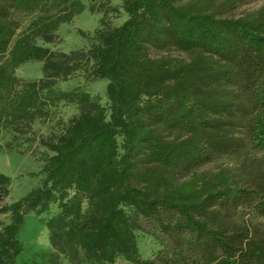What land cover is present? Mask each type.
<instances>
[{
	"label": "trees",
	"instance_id": "trees-1",
	"mask_svg": "<svg viewBox=\"0 0 264 264\" xmlns=\"http://www.w3.org/2000/svg\"><path fill=\"white\" fill-rule=\"evenodd\" d=\"M90 1L89 11L125 19L103 16L91 34L79 30L90 34L87 48L65 53L37 39L52 42L83 0H0V131L28 126L60 100L78 109L60 133L39 138L45 150L29 174L40 177L24 195L6 202L13 178L0 172V264H16L28 214L51 207L54 253L41 264L61 255L74 264H264V181L196 171L222 154L264 153V5L235 16L226 12L253 0ZM170 49L190 58L151 54ZM28 61L43 62L38 80L16 75ZM75 72L83 81L63 89L59 80ZM94 81L106 83L105 105L80 87ZM238 209L248 216L233 221ZM143 224L166 239L151 258L138 251Z\"/></svg>",
	"mask_w": 264,
	"mask_h": 264
},
{
	"label": "rangeland",
	"instance_id": "rangeland-1",
	"mask_svg": "<svg viewBox=\"0 0 264 264\" xmlns=\"http://www.w3.org/2000/svg\"><path fill=\"white\" fill-rule=\"evenodd\" d=\"M115 1V0H114ZM220 2L221 0H216ZM85 10L75 15L71 22L59 26L52 42L37 39L39 45L49 48L52 52L68 53L72 50L85 49L90 45L89 38L92 31L98 26L99 20L104 16L106 23L118 25L125 19L123 10L119 12H104V8L89 11L90 0H83ZM117 3V2H116ZM118 7V5L112 3ZM264 5V0H253L237 4L233 10L226 12L229 15H239L255 11ZM105 13V14H104ZM29 18L25 26L30 22ZM90 32L81 36L79 30ZM152 56H169L188 60L187 52L170 49L166 51H152ZM42 61H28L20 65L16 75L26 81L38 80L43 76ZM80 72H75L66 80H59L62 87L69 88L70 84L83 81ZM58 81V82H59ZM104 81L82 83L80 86L100 98L106 104ZM64 89V88H63ZM78 111L74 102L60 100L52 106H46L37 112L32 123L23 127H7L0 131V172L13 178L12 193L5 198L6 202L24 195L30 188L37 184V178L29 173L35 172L39 166L41 153L45 150L39 143L40 137L58 134L63 129L67 120ZM166 132V131H165ZM221 169L228 171L237 185L251 186L264 181V153L241 149L235 153L222 154L196 169L199 173L216 172ZM12 194V195H11ZM247 209H238L232 214L233 221H240L248 216ZM56 215V210L50 208L47 212L36 215L31 212L25 219L19 232V239L23 250L16 260V264H41V254L53 252L50 243V229L48 224ZM252 221L259 220L251 216ZM6 221V216L0 214V222ZM138 251L141 257L151 258L164 250L166 239L160 236L150 226L143 224V228L135 231ZM58 264H74L64 255L59 256ZM79 264H91L82 258ZM113 264H130L122 258H117Z\"/></svg>",
	"mask_w": 264,
	"mask_h": 264
},
{
	"label": "crops",
	"instance_id": "crops-1",
	"mask_svg": "<svg viewBox=\"0 0 264 264\" xmlns=\"http://www.w3.org/2000/svg\"><path fill=\"white\" fill-rule=\"evenodd\" d=\"M116 2H117V3H116ZM112 3H114V4H118V1H117V0H115V1L113 0ZM69 84H70L69 88H72L73 86H75V84H71V83H69ZM61 87H62V86H61ZM62 88H66V87H62ZM39 166H40V165H39ZM39 166H38L37 170L39 169ZM37 170H36V171H37ZM36 177H38V178H37V183H38V180H39V177H40V176H36ZM11 193H12V191H11ZM11 195H12V194H11ZM20 197H21V196H20ZM17 199H18V198H17ZM14 200H15V199H14ZM11 201H12V200H11Z\"/></svg>",
	"mask_w": 264,
	"mask_h": 264
}]
</instances>
